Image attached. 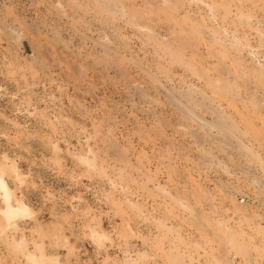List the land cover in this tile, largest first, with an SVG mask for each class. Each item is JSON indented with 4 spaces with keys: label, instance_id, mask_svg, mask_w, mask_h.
I'll use <instances>...</instances> for the list:
<instances>
[{
    "label": "rangeland",
    "instance_id": "1",
    "mask_svg": "<svg viewBox=\"0 0 264 264\" xmlns=\"http://www.w3.org/2000/svg\"><path fill=\"white\" fill-rule=\"evenodd\" d=\"M1 170L0 264H264V0H0Z\"/></svg>",
    "mask_w": 264,
    "mask_h": 264
},
{
    "label": "bare ground",
    "instance_id": "2",
    "mask_svg": "<svg viewBox=\"0 0 264 264\" xmlns=\"http://www.w3.org/2000/svg\"><path fill=\"white\" fill-rule=\"evenodd\" d=\"M83 158V161H84V163L85 164H87L88 162H89V160L88 159H86L85 157H82ZM82 160V159H81ZM89 164V163H88ZM4 176H5V171L4 170H1L0 171V194L2 195V197L4 198V202H5V205H4V207H3V209L2 210H0V212L6 217L5 219H7V221H8V223L10 224V223H12V225L13 226H15V221L17 220V219H19V218H24V217H27V216H29L30 215V209H29V207L27 206V205H25L24 203H22V202H20L19 200L18 201H16V203L15 204H12V201H11V199H12V195H11V192H10V189L6 186V183H5V180H4ZM16 200V199H15ZM182 203V202H181ZM184 207V206H183ZM221 221V220H220ZM217 222H219V221H217ZM224 222H226V221H224L223 220V225H224ZM214 224L216 225V223L214 222ZM213 224V225H214ZM222 224V223H221ZM211 224H209L208 226H210ZM223 225H221L220 227H222ZM239 225V224H238ZM219 226V225H218ZM213 227V226H212ZM217 227V226H216ZM224 227V226H223ZM222 227V228H223ZM208 228V227H207ZM221 228V229H222ZM228 228V227H227ZM219 229V230H218ZM221 229L220 228H217V230L219 231L218 233H220L221 232ZM229 229V228H228ZM234 229H236V228H234ZM240 228H238L237 229V231L235 230L234 231V234L232 233L233 232V230H231V234H229L228 236H229V239L227 238V241H228V244H229V242L231 241L232 242V240L236 237H239L241 234H242V230H239ZM214 230H216L215 229V226H214ZM222 230H225V229H222ZM242 231V232H241ZM214 232V231H213ZM217 232V231H216ZM224 232V231H223ZM222 232V233H223ZM227 233V232H226ZM244 233V232H243ZM215 235V234H214ZM225 235H227V234H225ZM239 235V236H238ZM243 235V234H242ZM245 235V234H244ZM105 235L102 233H100V234H98V240L100 241V240H102L103 239V237H104ZM217 236V235H216ZM216 236H215V238H216ZM228 236H226V237H228ZM214 237V236H213ZM213 237L211 238V239H213ZM225 237V236H224ZM242 237V236H241ZM241 237H239V238H241ZM218 238V237H217ZM220 239V238H219ZM213 240H215V239H213ZM260 240V239H259ZM258 240V241H259ZM264 240V239H263ZM216 241H217V239H216ZM223 241V240H222ZM226 241V238H224V242ZM226 241V242H227ZM262 241V240H261ZM230 242V244H229V246H234V242H232L231 243ZM264 242V241H263ZM235 244H237V242L235 243ZM260 244V243H259ZM15 245H16V247L18 246H20L19 245V243H16L15 242ZM226 245H227V243H226ZM237 245H239V244H237ZM253 247H254V245H253ZM264 248V247H263ZM261 255H259V257H260ZM258 257V260L260 259V261L259 262H261V261H263L264 260V258H263V260L261 259V258H259ZM29 259L34 263V264H46V262H47V264L50 262V263H55V261L53 260V259H50V258H47L46 256H44V255H40V256H38V257H36V256H33V255H29ZM132 262H135V260H131ZM264 262V261H263ZM255 264H256V262H255ZM260 264V263H259Z\"/></svg>",
    "mask_w": 264,
    "mask_h": 264
},
{
    "label": "built area",
    "instance_id": "3",
    "mask_svg": "<svg viewBox=\"0 0 264 264\" xmlns=\"http://www.w3.org/2000/svg\"><path fill=\"white\" fill-rule=\"evenodd\" d=\"M255 58H256V60H260L259 56H256ZM79 191H82V194L84 195V196L80 195V197L82 198L83 201H85V199L87 201H90L93 203H97L99 201L98 194L95 192L94 188L89 183H83V185L81 187H79ZM74 198L76 200L78 199L76 197H74ZM241 202H246V201H245V199H242ZM109 250H112L116 254V256L127 255V254H124V252H122L116 248H110Z\"/></svg>",
    "mask_w": 264,
    "mask_h": 264
}]
</instances>
